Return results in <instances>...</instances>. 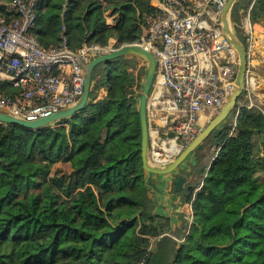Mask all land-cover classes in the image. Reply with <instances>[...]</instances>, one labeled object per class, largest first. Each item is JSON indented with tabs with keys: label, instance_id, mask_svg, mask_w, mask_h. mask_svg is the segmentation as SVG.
Segmentation results:
<instances>
[{
	"label": "trees",
	"instance_id": "obj_1",
	"mask_svg": "<svg viewBox=\"0 0 264 264\" xmlns=\"http://www.w3.org/2000/svg\"><path fill=\"white\" fill-rule=\"evenodd\" d=\"M155 9L151 0H38L31 32L43 48L62 35L72 51L119 48L140 41ZM239 10L238 0L231 19L245 45ZM248 10L264 22V0H248ZM101 65L72 116L37 129L0 122V264H264V114L237 104L234 124L210 134L217 152L182 199L192 221L172 231L142 168L134 91L144 63L126 55ZM0 90L14 93L6 81Z\"/></svg>",
	"mask_w": 264,
	"mask_h": 264
},
{
	"label": "built area",
	"instance_id": "obj_2",
	"mask_svg": "<svg viewBox=\"0 0 264 264\" xmlns=\"http://www.w3.org/2000/svg\"><path fill=\"white\" fill-rule=\"evenodd\" d=\"M38 0H0V81L14 90H0V109L33 121L77 102L84 66L109 53L106 46L83 43L77 50L61 41L43 48L32 29ZM140 41L155 57L156 67L146 102L149 158L169 163L223 107L234 85L238 59L221 31L220 15L227 0H154ZM248 63L255 53L253 29L244 26ZM121 47V46H120ZM245 80L244 92H249ZM235 117V116H234ZM174 124L168 125L169 120ZM175 138H168V132ZM177 153V154H176Z\"/></svg>",
	"mask_w": 264,
	"mask_h": 264
},
{
	"label": "water",
	"instance_id": "obj_3",
	"mask_svg": "<svg viewBox=\"0 0 264 264\" xmlns=\"http://www.w3.org/2000/svg\"><path fill=\"white\" fill-rule=\"evenodd\" d=\"M237 1L238 0H227L220 15L221 31L228 43L234 48L238 59L234 85L227 97L225 104L219 110V112L200 130V132L185 148L180 150V152L169 163L163 165H154L149 158L146 102L154 77L156 62L153 53L146 47L137 43L125 44L119 48L113 49L109 53L92 58L84 66L83 91L75 104L60 109L48 117H43L33 121L19 119L0 109V122L5 124H18L27 128L37 129L52 124L56 121H60L61 119L68 118L74 113L82 110L89 102V95L92 86V76L95 68L98 65H111L112 61L116 58L126 55H136L143 61L145 67V77L138 99V117L141 131L140 150L142 168L145 173L158 175L169 174L175 171L183 162L187 160V158L191 154L194 153L197 147L201 143H203L210 136V134L226 120L228 115L238 104L239 97L244 92L248 59L245 51V46L236 35L231 19V11ZM174 122L175 121L171 119L169 120L168 125H172L174 124ZM167 137L175 138L176 134L170 131L167 133ZM199 170L200 168L196 167L195 172L197 173L199 172ZM187 182L188 181L186 176H177V178L172 181L174 191L179 193L183 190H190L193 185L187 184Z\"/></svg>",
	"mask_w": 264,
	"mask_h": 264
},
{
	"label": "crops",
	"instance_id": "obj_4",
	"mask_svg": "<svg viewBox=\"0 0 264 264\" xmlns=\"http://www.w3.org/2000/svg\"><path fill=\"white\" fill-rule=\"evenodd\" d=\"M154 2V0H151V4ZM247 14L248 11L246 14H243V9L239 10L240 19L238 24L243 36L245 33L244 26L247 24ZM107 22L112 23L113 18L109 16ZM250 23L253 29L252 35L255 45V53L248 63L246 72L247 78L250 80L249 92H243V99L239 102L240 104H246L248 108L257 109L264 114V22L252 23L250 21ZM198 162V156L193 153L180 165L178 170L176 169L169 174L158 175L145 173V183L149 190V196L157 201L155 208L159 205L162 206L161 204H165V210H167L166 214H170L169 210H173L174 217L177 219L174 222L175 226L181 225V218H184L185 220L188 218L182 212L184 202L180 200V194L174 191L172 181L176 179L177 176L184 175L187 177L188 184L190 182L191 174L194 175V173H192V168L196 167ZM179 171H183L186 174H180ZM152 179L153 183L150 182ZM159 207L158 210L161 209V207Z\"/></svg>",
	"mask_w": 264,
	"mask_h": 264
},
{
	"label": "rangeland",
	"instance_id": "obj_5",
	"mask_svg": "<svg viewBox=\"0 0 264 264\" xmlns=\"http://www.w3.org/2000/svg\"><path fill=\"white\" fill-rule=\"evenodd\" d=\"M247 1L248 0H239V6H240V9H243V7H245V5L247 4ZM253 1V0H252ZM253 3V2H252ZM241 13V12H240ZM244 16V15H243ZM242 18V17H241ZM145 31V30H144ZM103 68L106 66H104V65H101ZM113 66H115V65H113ZM132 72H134L136 75L138 74H140V71L138 70V69H136L135 68V70H133V69H130ZM144 77H145V70L142 72V74H141V76H140V86L134 91V93L136 94L135 95V98H136V100H137V102H138V99H139V95H140V91H141V89H142V85H143V81H144ZM106 96V90L104 89V88H102V89H100L95 95H94V99L95 100H99V99H102L103 97H105ZM91 98V97H90ZM241 99H243V97H241V98H239V101L241 102ZM238 101V104H240V102ZM233 111V110H232ZM231 111V113L228 115V117L226 118V120L227 121H229V123L230 124H234V116L232 117V115H233V112ZM225 120V121H226ZM209 121H202L201 122V125H202V128L208 123ZM216 152H217V147L216 146H213L212 144H211V140L210 139H206L203 143H201L198 147H197V149L194 151V154H196V156H199L198 157V163L196 164V167H198V168H200V170H199V172H194V175H196V176H194L193 174H191V176H190V181L191 182H193L192 183V187H193V189H192V187H191V189L190 190H188V191H185V190H183L182 192H179V194H180V196H181V199L180 200H182L183 199V196L184 195H187L189 192H192V198L194 197V194H195V192L200 188V186H201V183H202V181H203V178H204V176H205V174H206V171H207V168H204V167H206L209 163H210V161L212 160V158L214 157V155L216 154ZM257 152H258V150H257ZM259 153L260 154H262L261 153V151H259ZM177 154V153H176ZM179 169V168H178ZM177 169V170H178ZM179 173L180 174H183V173H185V172H183V171H179ZM193 173V172H192ZM186 174V173H185ZM150 182L151 183H153V179L152 180H150ZM198 185V186H197ZM155 186V185H154ZM184 192L186 193V194H184ZM155 203H157V201H155ZM162 206H160L161 207V209H159L158 210V207L157 208H155V210H156V212L157 213H159L161 216H166V217H169V219H170V228H171V230L172 231H174L176 228H180L181 227V229L183 228L181 225H179V226H175L174 225V222H175V220H177V219H175V217H174V211L173 210H169V212H170V214H166V211L167 210H165V204H161ZM184 207H183V213H184V215H186L187 216V218L188 219H186L185 221H186V226H188L189 224H190V222L192 221V210H191V203L190 202H184V205H183ZM159 207V208H160ZM158 210V211H157ZM162 210V211H161ZM181 224H182V222H181ZM170 234H173V232H171Z\"/></svg>",
	"mask_w": 264,
	"mask_h": 264
},
{
	"label": "flooded vegetation",
	"instance_id": "obj_6",
	"mask_svg": "<svg viewBox=\"0 0 264 264\" xmlns=\"http://www.w3.org/2000/svg\"><path fill=\"white\" fill-rule=\"evenodd\" d=\"M195 169H196V167H194V168H192V172L194 173L195 172ZM193 182H189L188 184H192ZM184 194H186L185 192H184Z\"/></svg>",
	"mask_w": 264,
	"mask_h": 264
}]
</instances>
